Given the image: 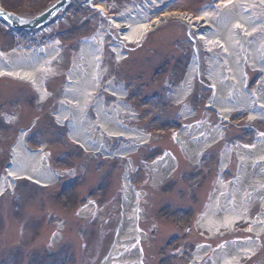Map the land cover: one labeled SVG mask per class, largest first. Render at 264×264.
<instances>
[{
	"label": "rangeland",
	"instance_id": "1",
	"mask_svg": "<svg viewBox=\"0 0 264 264\" xmlns=\"http://www.w3.org/2000/svg\"><path fill=\"white\" fill-rule=\"evenodd\" d=\"M0 1L3 6H10V10L17 14L33 16L55 0ZM94 1L106 2V18L80 4L74 6L63 20L53 26L54 32L51 35L44 36L47 39L51 37L52 41L56 39L54 42L57 41L61 50L59 58L52 65L53 74L56 76L47 83V89L52 96L47 103H41L38 95L27 84L8 79L0 80V177L5 174L4 169L9 160L8 150L14 144L19 129L28 127L36 120L37 126L29 139V147L39 149L42 145L46 146L49 166L54 171H77L75 179H71L73 176H67L58 184L43 190L34 187L32 183L20 181L14 193L0 201V264H99L111 246L108 237L113 220L116 223L119 217V211L115 207L124 164L118 161L107 163L91 155H81L78 148L68 139L67 129L56 127L52 118L59 110L58 103L66 71L71 68L72 60L79 51L80 40L95 37L99 26L102 27L100 34L103 38V50L106 52L102 69L107 74L106 81L109 85H122L126 89L129 96L128 105L139 112L134 126L152 137L153 145L143 149V153L136 158L140 165L135 164V167H138L136 172L139 173L141 189L145 193L148 192L143 202L144 221L141 230L147 232L148 238L155 243L168 237L173 241L179 231L182 233L183 221H176V217L188 210L194 198L200 194L196 188L191 187V174L184 175L183 169L169 182L171 189L168 182L163 188L157 189L145 167L153 162L152 157L158 154L161 148L174 151L177 157L180 156V151L174 147L171 138L172 130L177 124L178 108L175 107L172 96L174 90L168 94L165 88L176 87L186 73L193 45L185 28L178 23L162 27L149 36L143 47L137 49L136 46L129 45V58L123 64H117L110 46L115 41L113 37H107L109 34L104 29L105 20H114L133 4H143L144 0ZM219 1L226 0H174V3L168 5V13L195 17L207 7L206 5L216 6ZM156 11L164 13L161 9ZM117 33L119 34L118 31ZM32 46L28 39L10 35L0 25V53L8 54L18 48ZM133 61L135 66L142 69H132ZM253 76L251 74V79ZM203 80L205 81L204 78ZM201 92L198 99L190 101L191 106L199 109V117L209 119L214 127L215 116L203 109L210 91L204 87ZM102 94L103 92L100 95ZM104 97L108 98L106 95ZM112 101L116 102L115 99H110V102ZM4 115L14 116L18 122L8 126L4 123ZM209 166L210 161L206 160L201 170L195 169L193 176H201V179L205 177L206 180ZM183 168L187 169V166L184 165ZM112 178H115L114 185L106 189L105 184ZM211 180L201 191V198L206 191L211 197L216 179ZM88 201L97 206L98 215L85 221L76 213L79 207ZM200 209L202 215L208 211L207 207L198 205L199 213ZM185 218L186 215L184 220ZM184 229L194 239V244L187 246L191 247L190 249L203 244L207 239V235L200 239L202 233L196 230L190 233L188 228ZM55 233H58L57 236ZM242 234V237H245V234ZM223 236L224 239L216 241L215 246H222L223 241L242 238L240 234L223 233L221 237ZM249 264H264V260L260 258Z\"/></svg>",
	"mask_w": 264,
	"mask_h": 264
},
{
	"label": "bare ground",
	"instance_id": "2",
	"mask_svg": "<svg viewBox=\"0 0 264 264\" xmlns=\"http://www.w3.org/2000/svg\"><path fill=\"white\" fill-rule=\"evenodd\" d=\"M260 1L264 5V0H229L228 3H220V10L216 11V8H211L199 13L197 18L192 22V34H195L194 39L196 41V50L194 60L198 61V67L194 66L191 68V74L199 73L202 70V62H203V54L199 49V42L207 39L209 41L208 51L212 53V57L209 60L210 66L216 68V71H211L213 79V90L217 91L219 95H217L216 103L214 102L212 107L217 110L219 115L224 117L230 116L233 112L229 109H233V107L226 106L227 109L222 108L220 96H227L231 99H235L237 101V108H242L241 110H245L249 107V111L251 109H255L253 104L258 103L260 107V111L256 114L260 117V112H264V94L260 95V100L247 99L242 96L239 91L238 85L236 87L231 83L229 84L233 91L229 92L227 90L220 77V69L223 67V63L219 60V56L216 52L221 53L220 55L226 61V64L229 66V71H232L231 80L235 83H239L240 69L241 65L239 61H247L250 65H253L255 68L259 67L258 64L260 62L261 66H264V59L262 58V53L264 52V12L261 13L262 7ZM87 3H92V0H87ZM170 0H151V3L154 8L160 9L163 3H168ZM95 9L99 10L101 13L105 14L107 10V6L104 3L95 4ZM218 8V7H217ZM151 9V6L144 5L141 7H133L127 9L121 16H118L114 20V25L110 27V33L114 28V32L116 34V30H119L121 33L119 36L129 37L130 41L137 45L142 43V39L144 34L148 31H151L155 27L161 25L164 21H168V18H174L175 14H165L160 16L159 13H156L153 16H150L148 13ZM241 9V11H240ZM263 11V10H262ZM186 19V18H185ZM190 21V20H189ZM57 25V24H55ZM131 26V31H127ZM46 30H50V26L46 28ZM147 31V32H146ZM262 34V37L259 35ZM120 36V37H121ZM203 36L205 38H203ZM257 39L256 45L253 42V48L249 49L251 57L246 55L244 46L249 43V41ZM95 39H91L94 41ZM118 41V38H115ZM211 41V42H210ZM247 43V44H246ZM221 45L220 47L218 45ZM84 51H82L76 61H74V67L71 74H68L67 77V88L72 91V93L66 98L69 102L75 104L74 106H81L78 104V101L86 99L84 105L86 106L90 102V93L94 90L95 80H100L99 74H97V64H98V52L97 45L94 43L84 44ZM44 50H18L14 52L13 55L8 57H0V79H9L15 82L21 81L28 84H33L35 89L41 94L43 98V85H41L47 78L51 75L50 62L52 58L56 55V51L51 50L49 54H47V58L41 56ZM41 53V54H40ZM45 53V52H44ZM222 65V66H221ZM238 67H237V66ZM226 73V71L222 70ZM226 78H229V73H227ZM235 79V80H234ZM192 81L191 77L187 78L188 84ZM83 86V89L79 87V92L75 93L74 90L77 89L78 86ZM228 85V89H229ZM215 86H219L215 87ZM244 83L241 81L240 86L241 90H243ZM215 87V88H214ZM77 89V90H78ZM92 89L91 91H88ZM117 91V90H115ZM239 93V95H238ZM121 99V94H117ZM186 95L185 90H181L177 99L179 101H183ZM45 98V96H44ZM75 98V99H74ZM80 98L79 100H77ZM67 102V104L69 103ZM77 103V104H76ZM239 104V105H238ZM257 109V108H256ZM237 110V109H235ZM122 115L131 116V111L128 108L119 109ZM69 114V113H68ZM64 115V117H63ZM67 116L66 111H60V120L63 121ZM77 117V114H76ZM109 125V129L107 130L109 134H113L116 137H120L128 140H136V147H140L141 143L148 141V138H144L140 132L131 127V130H126L123 128H118L114 122ZM79 130V129H78ZM77 134L80 132L73 131L74 140H78ZM215 139H218L220 136L217 132L214 134ZM126 136V137H124ZM196 136V135H194ZM198 137H202L201 134ZM182 139V146L185 148L187 156L190 158L193 164H196L198 159L201 156V151L204 147V143L200 140L201 144L195 147L192 144V141L189 138H186L184 135L180 137ZM19 147L14 154V159H16L15 165L13 169L9 171V176L11 177L12 182L29 179V180H40L43 181V184L53 183L54 178L46 172V169L42 167L41 162L43 153H39L36 156L30 154H22L19 151ZM132 151L129 149L122 150V157L129 158ZM133 155V154H132ZM238 157L239 166L244 171H248V173L243 174L242 170L238 173L239 177L236 179V191L231 190L230 188L220 187L218 196L221 197L224 193L226 194L232 192L237 197V203H234V206L224 204V201H220L218 196L215 197V206L213 205L212 211L207 215L206 218L201 219V224L198 225V228L202 231H208L212 238L219 237L222 230H226L232 232L234 226L238 223L237 221L241 219H246L248 217V213H245L242 210L241 199L244 201L249 200L254 202V191L260 188H264V142L261 145L257 146V151L248 153L244 151V153L236 148V152L232 149L224 156L223 164H226L234 159V156ZM39 157H42L39 159ZM228 157L230 158L228 161ZM169 161L170 164L167 163ZM229 162V163H230ZM19 164V165H18ZM159 171L153 173L154 181L157 186H160L167 177H169L172 173H174V169L177 164L172 162L171 159L162 160L158 164ZM256 167L255 169L253 168ZM131 176V171L127 169L125 175V185L126 190L124 193V202L128 201L127 205L131 204L132 209L130 211L126 209L124 216V224L122 228L119 230V234L116 238V247L110 257V259L105 264H140L141 255L139 254L140 249V236L138 234V225L135 222L137 219V208L133 206L135 198L133 199L132 193L130 195L129 190L127 188L128 179ZM241 178V179H240ZM240 180V181H239ZM244 181L246 184L247 190L243 191L239 194L238 185L241 181ZM239 181V183H238ZM9 181H5L0 183V193H2L6 188H8ZM249 191H252L251 193ZM243 197V198H242ZM240 199V200H239ZM264 202V198H260ZM258 200V199H257ZM136 201V200H135ZM126 205V206H127ZM125 206V207H126ZM239 206V208H238ZM235 210V215L232 216L229 214L230 211ZM223 211L225 214H223ZM88 212H92V209L84 210V215L90 216ZM137 213V214H136ZM229 214V215H228ZM253 232L256 238L260 241L262 238V229L264 227V215L258 218V221L253 223ZM139 236V237H138ZM258 241V242H259ZM249 244H229L219 252L213 253L211 255V261L215 264H238L241 259H249V256L254 254L256 251V246L251 241ZM212 247H207V250L201 248L198 250L195 256V263L198 264L202 260H205L211 254ZM207 255V256H206ZM204 258V259H203Z\"/></svg>",
	"mask_w": 264,
	"mask_h": 264
},
{
	"label": "water",
	"instance_id": "3",
	"mask_svg": "<svg viewBox=\"0 0 264 264\" xmlns=\"http://www.w3.org/2000/svg\"><path fill=\"white\" fill-rule=\"evenodd\" d=\"M71 1L72 0H60L43 14L30 21L19 19L12 14L0 10V13H3V15H0V20L9 22L12 27L19 30H34L43 27L50 20H53L59 13L65 11Z\"/></svg>",
	"mask_w": 264,
	"mask_h": 264
},
{
	"label": "snow or ice",
	"instance_id": "4",
	"mask_svg": "<svg viewBox=\"0 0 264 264\" xmlns=\"http://www.w3.org/2000/svg\"><path fill=\"white\" fill-rule=\"evenodd\" d=\"M0 15H3V13H0Z\"/></svg>",
	"mask_w": 264,
	"mask_h": 264
}]
</instances>
